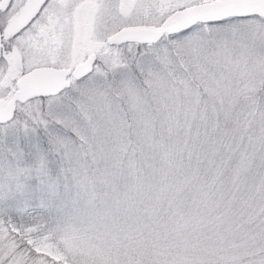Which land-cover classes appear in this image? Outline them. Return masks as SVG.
Here are the masks:
<instances>
[{"label":"snow or ice","instance_id":"obj_1","mask_svg":"<svg viewBox=\"0 0 264 264\" xmlns=\"http://www.w3.org/2000/svg\"><path fill=\"white\" fill-rule=\"evenodd\" d=\"M0 264H264V0H0Z\"/></svg>","mask_w":264,"mask_h":264}]
</instances>
